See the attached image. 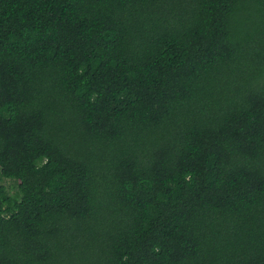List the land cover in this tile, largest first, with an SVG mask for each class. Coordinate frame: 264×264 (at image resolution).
I'll list each match as a JSON object with an SVG mask.
<instances>
[{
	"label": "trees",
	"instance_id": "16d2710c",
	"mask_svg": "<svg viewBox=\"0 0 264 264\" xmlns=\"http://www.w3.org/2000/svg\"><path fill=\"white\" fill-rule=\"evenodd\" d=\"M0 264H264V0H0Z\"/></svg>",
	"mask_w": 264,
	"mask_h": 264
}]
</instances>
